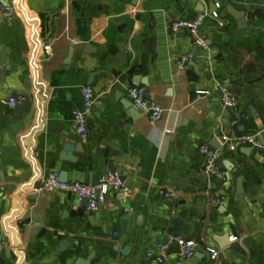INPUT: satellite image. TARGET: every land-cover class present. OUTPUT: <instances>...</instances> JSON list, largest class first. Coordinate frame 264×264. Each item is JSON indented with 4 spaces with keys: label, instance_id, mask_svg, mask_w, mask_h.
I'll return each instance as SVG.
<instances>
[{
    "label": "crops",
    "instance_id": "0c3cea01",
    "mask_svg": "<svg viewBox=\"0 0 264 264\" xmlns=\"http://www.w3.org/2000/svg\"><path fill=\"white\" fill-rule=\"evenodd\" d=\"M1 1L16 16L0 15V264H157L164 231L197 244L190 260L171 256L167 264H213L209 248L220 264H264V0ZM215 4L223 28L204 23L202 52L187 32L171 31ZM84 86L94 105L81 140L72 114ZM132 86L163 109L158 123L131 106ZM223 86L240 90L236 111L221 105ZM20 95L31 108L14 131ZM249 134L262 151L221 146L224 135ZM212 139L225 182L204 173L199 150ZM227 162L243 176V194ZM111 171L125 190L108 191L98 211L85 207L80 216L74 195L35 187L61 172L67 183L95 186ZM177 219L183 231L169 229ZM64 241L69 248L59 251Z\"/></svg>",
    "mask_w": 264,
    "mask_h": 264
},
{
    "label": "built area",
    "instance_id": "2783aa9c",
    "mask_svg": "<svg viewBox=\"0 0 264 264\" xmlns=\"http://www.w3.org/2000/svg\"><path fill=\"white\" fill-rule=\"evenodd\" d=\"M219 4H215L214 11L210 13H201L193 19H181L171 24L173 33L187 32L193 39L197 47H204V42L199 36V29L207 20H212L218 24L219 28H223V23L220 21L218 10ZM0 15L3 20L11 21L16 16V10L12 4L4 3L0 0ZM46 50L48 48L46 47ZM189 58L185 57L179 60V65L183 69ZM82 107L77 109L72 114L73 129L81 140L87 137V115L90 113L94 105V92L89 86L81 88ZM198 94H206V92H197ZM221 105L227 110L236 111L238 108V100L235 94L227 87L220 88ZM127 97L131 106L138 113L148 116L152 125L158 123L164 111L161 107L155 105L146 97V89L140 86H132L127 91ZM20 103L19 99H10L9 104L15 107ZM238 120L242 119L239 114H236ZM221 146L230 153L235 152L241 146H251L252 148L262 151L263 147L256 140L253 134L228 136L224 135L220 139ZM200 154L205 157L206 164L204 173L206 176L213 177L221 182L227 179V173L219 164L218 151L209 146H202ZM39 190L45 191H62L72 194L76 197L79 203L85 202L87 212H96L105 203L108 191H123L125 186L117 171H111L99 178L95 186H86L78 183H63L59 180L58 174L50 175L48 178L40 182ZM165 197H172V193L168 192ZM235 240V239H233ZM177 246L176 253H171L173 246ZM197 244L187 241L183 236L169 231H164L162 239L157 244L159 255L156 257L157 264H167L171 256H175L178 261L190 260L195 252ZM210 260L213 264H220L218 252L215 249H207Z\"/></svg>",
    "mask_w": 264,
    "mask_h": 264
},
{
    "label": "water",
    "instance_id": "95a60500",
    "mask_svg": "<svg viewBox=\"0 0 264 264\" xmlns=\"http://www.w3.org/2000/svg\"><path fill=\"white\" fill-rule=\"evenodd\" d=\"M91 7L93 8L94 6L92 5ZM233 17L235 19H237V18L239 19L240 18V20L245 18V16H243V15H241L240 17L233 15ZM90 48H91V46H87L86 50H90ZM202 51H203L202 48L198 49V52H202ZM118 56H120V54ZM186 76L189 79H191V81L198 82V78L193 76V74L191 72H189V71L186 72ZM252 79L253 80H260L261 79V74L259 72L256 73L252 77ZM245 80H247V78H245ZM235 94L239 96L240 95V90H235ZM20 98L22 99V103L19 106H17V108L15 109V115H14V118H13V124H14V129H15L14 131H19V130L22 129L23 123H24V120H25V116L30 112V108H31V103H30L29 99L25 95H20ZM129 114H130L131 120L135 121L138 113L137 112L133 113V112L130 111ZM223 114H224L223 115L224 118H226V119L229 118V116H230L228 111H224ZM210 146L212 148H214L215 150H219V146H218L217 142L214 139L211 140ZM64 149H65V151H69V152L73 150V148L71 146H66ZM61 158L63 160H65V161H67V162H70V163H74L75 162V159L72 158L69 154H63L61 156ZM234 167H235L234 164L231 163V162H227L225 164V169L228 172L232 173L233 176L236 179V193L237 194H243L244 193V190H243V176H241V174L239 172H237L234 169ZM0 177H1V175H0ZM175 178H176V176H175ZM1 179H2V177H1ZM59 180L61 182H63V183H67L69 181L67 173L66 172H61L59 174ZM1 181L3 182V180H1ZM71 181L72 182H78L79 181L78 175L77 174H73V176L71 178ZM172 185L176 186L175 184H172ZM35 187L39 188L40 184H36ZM83 208H85V202H82V204L80 205L79 211L75 212V215H79L80 216L81 215V211H82ZM180 223H181L180 219L172 220L171 223H170L171 225L169 226V229L172 230V231H176V230L183 231L184 228H183V226H181ZM67 248H69V243H68V241H64L63 243H61L59 251H61L63 249L65 250ZM126 251H127V249L125 248L124 252H126ZM176 251H177V246L174 245L172 250H171V253H176ZM6 256H8V255H6ZM7 260H8V262H10V258L9 257H7ZM13 264H15V263H13ZM76 264H80V263L77 262Z\"/></svg>",
    "mask_w": 264,
    "mask_h": 264
}]
</instances>
